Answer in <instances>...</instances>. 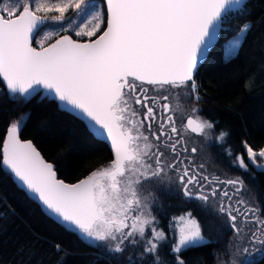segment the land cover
<instances>
[{
  "label": "snow or ice",
  "instance_id": "6c2138e0",
  "mask_svg": "<svg viewBox=\"0 0 264 264\" xmlns=\"http://www.w3.org/2000/svg\"><path fill=\"white\" fill-rule=\"evenodd\" d=\"M104 5L102 16L94 0H0V81L10 99L25 103L43 89L42 99L57 102L83 120L92 135L110 143V163L77 183L58 179L54 165L33 142L21 139L27 115L6 128L5 138L0 139V163L57 222L90 245L105 242L98 246L111 254L143 243L138 259L150 254L154 264H161L157 250L164 234L152 227L146 238L155 220L150 204L159 203L151 192L145 194L154 180L175 179L183 195L203 201L206 211L210 197L219 193L218 213L227 217L235 236L242 235L236 223L240 218L254 225L245 239L264 245V218L257 215L259 210L239 199L233 206V196L242 190L243 182L203 175V164L193 165L186 155L195 154L197 148L187 147L184 133L208 137L206 130L214 124L188 116L178 128L179 107L173 103L181 95L201 99L195 79L199 64L230 16L244 9V0H104ZM69 10L79 23L66 17ZM49 21L59 24V30L36 41L35 33ZM101 24L106 27L97 35ZM69 28L76 37L95 39L81 43L71 35H59ZM249 30L250 24L245 23L239 33ZM54 35L59 38L49 42ZM239 46L240 39L231 41L227 57H233ZM145 85L152 86L153 95ZM226 135L220 132L217 140ZM243 147L248 161L264 170V163L257 160L264 159V148L254 151L247 142ZM233 162L247 171L243 155ZM219 184L232 186L234 193L218 188ZM178 219L183 226L171 251L176 254L175 264H185L179 254L202 246L206 237L191 212ZM56 248L60 251L59 245ZM127 259L132 264L133 258Z\"/></svg>",
  "mask_w": 264,
  "mask_h": 264
},
{
  "label": "trees",
  "instance_id": "16d2710c",
  "mask_svg": "<svg viewBox=\"0 0 264 264\" xmlns=\"http://www.w3.org/2000/svg\"><path fill=\"white\" fill-rule=\"evenodd\" d=\"M101 2L105 11L104 2ZM244 5L242 11L234 12L223 25L219 42L198 69L196 79L200 82L202 113L209 112L207 117L215 125L214 132L227 133L223 141L213 143L212 172L243 180L244 196L251 201L256 190V205L263 218L264 170L251 165L243 144L247 142L256 151L264 148V0H248ZM245 23L250 24V30L243 34L237 53L229 58L225 55V45ZM45 26L56 30L51 22H46ZM105 27L104 24L101 32ZM67 32L74 35L72 29L61 31L59 35ZM56 37L58 35L52 40ZM41 96L27 103L22 99H10L0 81V139L5 138L11 122L27 115L20 132L22 138L33 139L44 156L56 163L62 178L77 181L107 166L113 158L107 142L92 135L83 120L62 110L57 102ZM238 155L244 156L247 171L233 162ZM238 172H242L241 175ZM227 224L229 226V221ZM201 226L209 237L202 246L181 252L185 264H217V261L264 264V245L246 240L245 247L241 241L238 250L231 243L232 238L225 240L233 232L230 227L222 232L221 225L211 228L204 224L202 217ZM56 245L60 246V251ZM125 261L67 230L26 193L10 170L0 163V264H126Z\"/></svg>",
  "mask_w": 264,
  "mask_h": 264
},
{
  "label": "flooded vegetation",
  "instance_id": "af4514ba",
  "mask_svg": "<svg viewBox=\"0 0 264 264\" xmlns=\"http://www.w3.org/2000/svg\"><path fill=\"white\" fill-rule=\"evenodd\" d=\"M199 69V68H198ZM196 78V77H195ZM148 88L149 95H153L152 86L145 85ZM179 91V90H173ZM201 95V94H200ZM173 103L179 107V112L177 113V127L181 126V121L183 120L186 122L188 116L192 118L199 119V120H207L209 122L213 121L207 117L209 112L202 113L203 109V101L200 99L198 102L191 99H185L184 96H180L177 100H174ZM197 109L198 111L193 112V109ZM143 110H141V118H142ZM214 124V123H213ZM215 126V125H214ZM155 127V125H154ZM209 133L208 137L200 136L195 133L187 132L184 133L185 142L187 147L191 149L193 146L197 148V152L192 154L191 152L187 153L189 159L192 160L193 165L199 166L203 164V168L200 169V172L203 175H207L209 177H218L219 180H241L238 177L232 176H223L222 174H215L212 172V164H213V143L217 140L218 133L214 132L213 129L206 130ZM102 139V138H101ZM106 141V140H104ZM109 145V143L107 142ZM110 147V145H109ZM111 149V148H110ZM254 150V149H253ZM113 157V153H112ZM171 158V157H169ZM252 165V164H251ZM254 166V165H252ZM255 167V166H254ZM257 168V167H256ZM241 175L242 172H238ZM169 175H173L169 173ZM225 175V174H224ZM243 181V180H241ZM150 187L145 190V194L150 192L158 198V204H151L150 208L155 213L158 221L162 223L163 228L166 231V239L161 242L159 249V256L161 257V264H175V256L176 254L171 251L173 243L177 240V231L172 230V220L174 217L182 215L183 213L187 212L188 209L191 208V211L199 218L201 221L202 214L198 211V209H203L205 217L203 218L204 224L208 225L209 227L212 226H219L226 225L227 218L222 217L221 215H213L212 211L218 209V204L222 197L218 193L217 197H210L208 206L209 210H205L204 202L198 199L185 197L183 195V189L179 185V182L173 179L172 181H164L163 183L159 181H152L150 182ZM218 188H226L229 191V194L232 195L235 189L232 186L219 184L217 185ZM243 189V188H242ZM197 189L193 188V191ZM244 189L241 190L239 193H236L233 196V206H235V201L237 199L243 200L246 202V205L252 206L258 209L256 205V201L258 200L257 191L254 190V200L251 201L249 197L244 196ZM257 215L260 216V212H257ZM241 223H244L240 218L237 219ZM213 224V225H209ZM249 229L253 228L254 225L249 223ZM207 240V239H206ZM132 252V257H133ZM181 256V253L179 254ZM132 264H154L153 260L151 259L150 254H145L144 259L142 260H132Z\"/></svg>",
  "mask_w": 264,
  "mask_h": 264
},
{
  "label": "rangeland",
  "instance_id": "374dc122",
  "mask_svg": "<svg viewBox=\"0 0 264 264\" xmlns=\"http://www.w3.org/2000/svg\"><path fill=\"white\" fill-rule=\"evenodd\" d=\"M94 3L97 5V11L98 12H100L101 14H102V16H103V14H104V10H103V5H102V2H101V0H94ZM66 15V17H68V18H72L73 20H74V22L75 23H79L80 22V20H79V18H77L76 16H75V13L74 12H72V13H66L65 14ZM49 22H51V21H49ZM51 24L56 28V30H54L53 28H48L47 26H43L42 28H41V30H40V32L38 33L39 35H41V37H40V39L39 40H41V39H43L44 38V36L46 35V34H48V33H54V32H57L58 30H59V28H60V26H59V24H54V23H52L51 22ZM103 25L104 24H101V30H102V27H103ZM65 26H67V20L65 21ZM69 29H71V28H69ZM104 29V28H103ZM73 30V29H72ZM73 32H74V30H73ZM101 32V31H100ZM39 35H37V37L36 38H39ZM242 37H243V34H241V33H238V34H236V35H234L227 43H226V45H225V55H226V48H227V46L229 45V43L231 42V41H233L234 39H240V42H241V39H242ZM79 38H81V39H84V38H86L87 39V37H79ZM227 56V55H226ZM219 135V134H218ZM254 151H256V150H254ZM259 159V160H258ZM257 160H258V162L259 163H264V159H262V158H259V157H257ZM151 186V185H150ZM149 192L151 191V190H148ZM151 205V204H150ZM151 209V208H150ZM198 211L202 214V217H205V214H204V210L203 209H198ZM151 212H152V215L155 217V220L153 221V223H152V225H150L149 226V228L146 230V238L147 237H150V233H151V228L152 227H154V228H156L157 229V231L158 232H162L163 234H164V239L163 240H161V241H159L158 242V247L160 246V244H161V242L162 241H164L165 239H166V231H165V229L163 228V226H162V223H160L159 221H158V219H157V217H156V215H155V213L151 210ZM189 212H191V214H192V217H194V218H196L197 219V221L200 223V225H201V221L199 220V218L191 211V208L190 209H188V211L187 212H185V213H183L182 215H187V213H189ZM259 212V211H258ZM212 213H213V215H221V214H219L218 213V209H215V210H213L212 211ZM182 215H179V216H176V217H174V219L171 221L172 222V230H176L177 231V239H178V237H179V229L183 226V223L181 222V221H179V217L180 216H182ZM222 216V215H221ZM224 218L226 217L225 215L223 216ZM261 217V216H260ZM227 218V217H226ZM264 218V217H263ZM227 223H228V220H227ZM226 223V225H221V224H219V225H221L220 226V230L222 231V232H224L226 229H227V227H229L228 226V224ZM236 223H237V225L239 226V227H241L242 228V235L238 238V237H236L235 236V234L232 232L231 234H229L228 236H226L225 237V240L227 239V240H230L231 238H232V242L231 243H234L235 244V248L236 249H238L239 250V244L241 243V241H244V243H242V247H245V244H246V240L247 239H245V236H247V230L249 229V226H250V224L249 223H241L240 221H236ZM209 225H213V224H209ZM224 226H226V227H224ZM213 227V226H212ZM211 227V228H212ZM251 227V226H250ZM201 230H202V226H201ZM202 235H204L205 237H206V239H208V235H206V234H204V232L202 231ZM220 238L223 240V238H224V234H222L221 236H220ZM248 241V240H247ZM96 244H98V245H103L105 242H95ZM126 244H127V242H126ZM103 248H105V247H103ZM106 249V248H105ZM132 252L134 253L133 254V257H132ZM143 252V243H141V244H139V245H137V246H131V245H127L126 246V248H125V251L123 252V253H116V254H113L115 257H117V258H119V259H126L127 260V262L125 261V263L126 264H129V261H128V257L129 256H131L132 258H133V260H141V259H138V257L140 256V254ZM157 254L159 255V249L157 250ZM144 259V258H143ZM151 259L153 260V257H152V255H151ZM218 263L217 264H225L224 262H222V263H220L219 261H217Z\"/></svg>",
  "mask_w": 264,
  "mask_h": 264
},
{
  "label": "water",
  "instance_id": "95a60500",
  "mask_svg": "<svg viewBox=\"0 0 264 264\" xmlns=\"http://www.w3.org/2000/svg\"><path fill=\"white\" fill-rule=\"evenodd\" d=\"M103 2H104V0H102ZM248 0H244V4L247 2ZM44 25H41L40 26V28H39V30L37 31V33H35V40H36V37H37V35H38V33H39V31L41 30V28L43 27ZM105 29V28H104ZM222 31V30H221ZM221 31L219 32V36H218V40L216 41V43H215V45L211 48V50H210V52L208 53V55L205 57V58H202V60H201V63L199 64V67L198 68H200L207 60H208V58H209V56H210V53H211V51H212V49L217 45V43L219 42V39H220V34H221ZM99 34H102V32L101 33H99ZM98 34V35H99ZM61 35H71L72 36V38L74 39V40H76V41H78V42H81V43H83V42H87V41H89L90 39H95V37H92V38H87V39H81V38H77V37H75L73 34H71V33H63V34H61ZM59 38V36L58 37H56L55 39H53L52 41H50V42H54L56 39H58ZM35 42V41H34ZM33 46L34 47H38V46H36L35 44H33ZM43 93H44V90L43 89H41V92H40V94H42L43 95ZM35 96H37V95H35ZM35 96H33V97H35ZM32 97V98H33ZM193 119H195V118H193ZM21 135V134H20ZM21 139L22 140H31L32 142H33V144H34V146L37 148V150L41 153V155L44 157V159L47 161V162H49V163H52L53 165H54V168H55V170H56V172H57V178L58 179H62V180H64L65 181V183H77L79 180H77V181H69V180H66V179H64V178H62L61 176H59V173H58V171H57V169H56V163H54L53 161H51V160H49V159H47L45 156H44V154L42 153V151L37 147V145L35 144V142H34V140L33 139H31V138H22V136H21ZM104 140V139H103ZM106 142H108V141H106ZM109 143V142H108ZM109 145H110V143H109ZM85 178V177H84ZM84 178H82V179H84ZM16 180V179H15ZM81 180V179H80ZM17 181V180H16ZM17 183L19 184V186L21 187V185H20V183L17 181ZM22 188V187H21ZM23 189V188H22ZM31 196V195H30ZM34 199H36L34 196H32ZM37 200V199H36ZM38 201V200H37ZM39 202V201H38ZM40 203V202H39ZM41 204V203H40ZM41 206H42V208L49 214V215H51L52 217H54L42 204H41ZM55 218V217H54ZM245 264H248V261H246V263Z\"/></svg>",
  "mask_w": 264,
  "mask_h": 264
},
{
  "label": "built area",
  "instance_id": "2783aa9c",
  "mask_svg": "<svg viewBox=\"0 0 264 264\" xmlns=\"http://www.w3.org/2000/svg\"><path fill=\"white\" fill-rule=\"evenodd\" d=\"M196 79V78H195ZM196 83H197V90L199 92V94H201L200 90H199V87H200V82L196 79Z\"/></svg>",
  "mask_w": 264,
  "mask_h": 264
}]
</instances>
